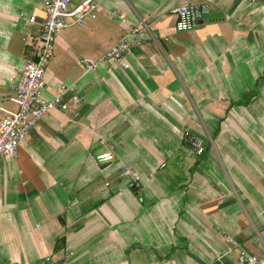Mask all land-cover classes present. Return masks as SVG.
Segmentation results:
<instances>
[{
	"label": "crops",
	"instance_id": "0c3cea01",
	"mask_svg": "<svg viewBox=\"0 0 264 264\" xmlns=\"http://www.w3.org/2000/svg\"><path fill=\"white\" fill-rule=\"evenodd\" d=\"M96 1V18L59 32L44 72L48 98L76 85L77 113L50 111L0 160V264H232L224 237L261 255L264 0ZM184 2L209 12L177 31ZM119 13L145 24L141 46L126 67L85 71L82 57L122 38ZM44 18L42 0H0V116L16 107L10 84L36 59ZM185 131L202 155L186 154ZM109 145L113 159L97 161Z\"/></svg>",
	"mask_w": 264,
	"mask_h": 264
},
{
	"label": "built area",
	"instance_id": "2783aa9c",
	"mask_svg": "<svg viewBox=\"0 0 264 264\" xmlns=\"http://www.w3.org/2000/svg\"><path fill=\"white\" fill-rule=\"evenodd\" d=\"M256 3L258 0H249ZM42 8L45 18L39 34L40 48L36 59H27L18 71L10 87L13 96L10 98L15 104L14 110H6L0 116V160L2 158L14 160L18 154L20 141L26 138L31 128L50 111L56 110L62 115L70 112L76 114L82 98L77 93L75 84L62 83L58 86L57 93L48 98L43 94L45 86L44 72L54 55L56 37L60 31L71 26H81L86 19L97 17L99 5L96 0H79L74 6H70V0H42ZM175 15V29L186 31L194 28L199 19L209 12L207 3L184 2L172 9ZM111 10L106 14H112ZM121 22L125 24L122 38L111 46L98 60L82 57L81 62L85 71L95 70L101 61H109L121 67H126L125 56L142 44L140 33L146 30L145 24L134 25L128 22L123 13L117 14ZM33 20V17L29 19ZM70 93L68 97L67 93ZM66 98V99H65ZM181 143L186 148V154L202 155L204 152L203 140L194 134L185 131L181 135ZM96 160L106 162L113 159V145L108 150L96 155ZM120 177L130 178L133 186L135 174L127 166H121ZM224 240L230 243L236 256L232 264H264V253L255 255L238 246L237 242L228 237ZM48 264H65L50 257H46Z\"/></svg>",
	"mask_w": 264,
	"mask_h": 264
}]
</instances>
